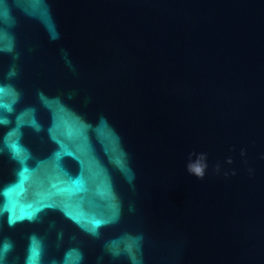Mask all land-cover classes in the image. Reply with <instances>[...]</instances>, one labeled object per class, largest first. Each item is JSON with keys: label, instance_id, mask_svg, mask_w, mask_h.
Here are the masks:
<instances>
[{"label": "water", "instance_id": "95a60500", "mask_svg": "<svg viewBox=\"0 0 264 264\" xmlns=\"http://www.w3.org/2000/svg\"><path fill=\"white\" fill-rule=\"evenodd\" d=\"M0 264H264V0H0Z\"/></svg>", "mask_w": 264, "mask_h": 264}]
</instances>
